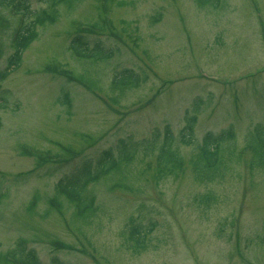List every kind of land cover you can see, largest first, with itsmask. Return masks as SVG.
Here are the masks:
<instances>
[{
	"label": "rangeland",
	"instance_id": "374dc122",
	"mask_svg": "<svg viewBox=\"0 0 264 264\" xmlns=\"http://www.w3.org/2000/svg\"><path fill=\"white\" fill-rule=\"evenodd\" d=\"M67 2L0 82V264H12L7 252L24 264H264V167L237 158L252 145L251 124L264 125V0ZM98 19L101 32L78 46L77 25ZM96 41L102 49H92ZM10 53L0 56V71ZM61 69L69 77H56ZM122 70L138 85L116 83ZM186 116L196 119L190 136L181 132ZM166 125L182 163L158 174L157 152L143 146ZM228 129L233 140L217 178L197 180L196 146ZM119 142L136 144L127 178L119 177L126 166L87 184L96 211L84 224L58 187L80 193L83 164L95 173L97 157L115 156ZM21 145L58 159L37 163L18 154ZM129 221L146 232L137 252Z\"/></svg>",
	"mask_w": 264,
	"mask_h": 264
},
{
	"label": "trees",
	"instance_id": "16d2710c",
	"mask_svg": "<svg viewBox=\"0 0 264 264\" xmlns=\"http://www.w3.org/2000/svg\"><path fill=\"white\" fill-rule=\"evenodd\" d=\"M41 3L44 4V7L37 9L36 11L31 10L30 0H0V21L4 22L5 27L0 25V54L5 52V49L10 50L11 53L7 54L6 62H7V69H15L18 64L20 63L22 53L28 48V46L37 38L38 32L37 28L45 26L46 24L53 23L57 13V6L60 4L69 3L67 0H41ZM70 7V4H67ZM124 5V2H122ZM67 7V8H69ZM4 11V14H3ZM19 15L21 17L20 23L18 24L14 16ZM159 15L151 16V22H158ZM14 22V26L12 23ZM9 26V28H6ZM94 28L101 29V20L98 19L94 24H92ZM80 34V35H78ZM92 34L89 31H78L77 37L74 41L78 44V46H87L86 38ZM75 43V44H76ZM74 44V45H75ZM71 48L74 49L75 47L71 45ZM92 49H102V46L99 45V42L96 41L95 44L92 46ZM7 52V51H6ZM76 52V50H75ZM78 55V53H77ZM46 71H50L49 68H46ZM61 71L66 77H69V73L66 72L65 69L59 70ZM57 72V71H55ZM59 73V72H58ZM7 71H0V82L4 79ZM121 75V76H120ZM118 76V77H117ZM120 76V79H119ZM119 80L122 83V87H125V84L130 80H133L137 86V78L131 74L129 70H122L117 75L114 76L113 80ZM115 80V82L117 81ZM117 83V82H116ZM124 89L120 90L118 93L121 95ZM69 106V104H68ZM195 117L186 116L184 119V127L182 129V133L186 132L187 136L191 135L192 127L195 124ZM255 125V126H254ZM253 126V131L255 134L252 136V132L249 136H251V143L252 145L245 143V148L250 150V161H249V168L254 165H260L262 168L264 167V125L261 123H254L251 124ZM250 126V127H251ZM164 136L163 137H156L153 138L148 142L145 143L143 146V150L149 151H156V160H157V167H158V174L162 172L172 171L173 168H179L181 166L180 158L178 156V151L176 146L173 144V138L170 133L168 126L164 127ZM181 133L182 141L187 144L188 141L184 139V135ZM158 135V134H157ZM233 135L230 129L226 131H222L217 135L213 136L211 133H206L202 138V143L196 146V151L199 148L200 153L198 155L194 154L196 161L193 162L194 169H197V180H203L210 182L217 178V175L220 173L217 170L219 167L217 166L218 163L223 158L222 151L224 149L230 148V143H232ZM224 144V148L220 147V144ZM136 145V144H135ZM134 144L131 143H122L119 142L117 147H120L119 150L115 152V156L112 155L110 150H105L99 155L96 159L95 165L97 170L95 173L90 174L88 163L83 164V175L85 176L82 182L80 183V193L70 190L69 196L66 197L67 201L72 203L73 208V217L75 219L81 218L84 224L93 216L94 212L96 211V207L93 206L94 197L93 195L86 193V186L91 181L94 182L96 180V174L101 173L104 176L111 174L116 170H120L122 167L127 166V170L120 174V180H125L127 178V172L129 171L128 167L130 162L132 161V156L136 150ZM156 146V148H155ZM155 148V149H154ZM23 152V151H21ZM220 155V157H219ZM118 158L119 160H117ZM202 161L201 166L198 167L197 162ZM106 163V164H105ZM156 164V161H155ZM202 169V171H201ZM29 172H26L25 175H28ZM60 182L58 183V186ZM113 187H117V184L108 187L107 190H111ZM121 187V186H120ZM62 188V187H58ZM125 188V187H121ZM62 191H66L65 188ZM1 193V192H0ZM72 196H76V200L72 199ZM211 197V196H206ZM53 199H55L53 197ZM36 200H38V195L35 193L31 200L27 203L25 207L26 213L30 216L33 213V206L36 204ZM52 202V201H50ZM51 207V206H50ZM49 207V208H50ZM45 215V214H44ZM80 220V219H79ZM132 220V219H130ZM131 225L129 231L128 242L132 243V247L134 252H137L138 248H142L144 243V238L146 232L140 230L141 228L138 225L133 224L130 221L128 225ZM23 242V239H19V245ZM31 251H28L27 254H30ZM5 256H10L15 262L19 264H24L22 260L15 259L10 252H7ZM1 258V256H0ZM2 261L4 259L2 258ZM6 263V262H5ZM32 264H37V262H32Z\"/></svg>",
	"mask_w": 264,
	"mask_h": 264
}]
</instances>
